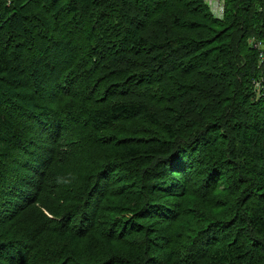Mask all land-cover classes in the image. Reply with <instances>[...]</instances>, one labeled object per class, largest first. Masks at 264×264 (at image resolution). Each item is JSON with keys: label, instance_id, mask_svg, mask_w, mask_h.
Returning a JSON list of instances; mask_svg holds the SVG:
<instances>
[{"label": "trees", "instance_id": "1", "mask_svg": "<svg viewBox=\"0 0 264 264\" xmlns=\"http://www.w3.org/2000/svg\"><path fill=\"white\" fill-rule=\"evenodd\" d=\"M0 0V264H264V0Z\"/></svg>", "mask_w": 264, "mask_h": 264}, {"label": "built area", "instance_id": "2", "mask_svg": "<svg viewBox=\"0 0 264 264\" xmlns=\"http://www.w3.org/2000/svg\"><path fill=\"white\" fill-rule=\"evenodd\" d=\"M209 6V10L211 12V14L213 15V17L220 19L221 15H222V4L221 1L219 0H209L208 1Z\"/></svg>", "mask_w": 264, "mask_h": 264}, {"label": "rangeland", "instance_id": "3", "mask_svg": "<svg viewBox=\"0 0 264 264\" xmlns=\"http://www.w3.org/2000/svg\"><path fill=\"white\" fill-rule=\"evenodd\" d=\"M204 1H205V3H206L208 6H210V5L208 4V1H209V0H204Z\"/></svg>", "mask_w": 264, "mask_h": 264}]
</instances>
